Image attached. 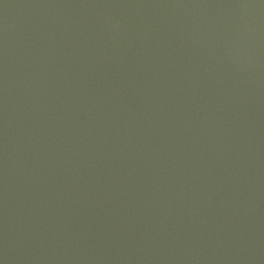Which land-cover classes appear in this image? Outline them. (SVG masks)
<instances>
[{
    "label": "water",
    "instance_id": "95a60500",
    "mask_svg": "<svg viewBox=\"0 0 264 264\" xmlns=\"http://www.w3.org/2000/svg\"><path fill=\"white\" fill-rule=\"evenodd\" d=\"M0 264H264V0H0Z\"/></svg>",
    "mask_w": 264,
    "mask_h": 264
}]
</instances>
